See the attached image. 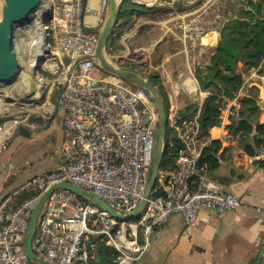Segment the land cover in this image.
Wrapping results in <instances>:
<instances>
[{
	"label": "built area",
	"instance_id": "1",
	"mask_svg": "<svg viewBox=\"0 0 264 264\" xmlns=\"http://www.w3.org/2000/svg\"><path fill=\"white\" fill-rule=\"evenodd\" d=\"M174 1L193 9L179 13L173 8ZM230 1L133 0L148 7L169 6L171 15L177 12L173 15L175 28L188 51L200 46L208 17L223 19ZM50 2L49 17L37 18L36 22L48 29L43 37H49L50 42L42 41L49 56H54L51 69H46L53 75L51 88L46 102L0 115V154L20 126L33 128L30 114L38 112L46 118L61 107L63 138L55 151L58 166L27 180L0 201V264H33L24 249L28 219L50 185L72 184L116 212L129 214L143 196L154 156L158 113L152 97L119 76L101 72L95 58L96 31L107 0ZM134 23L122 32L121 41H132L137 35L139 25ZM33 24L18 33L23 47L28 38L35 36V30L29 27ZM153 45L148 44L143 51ZM52 94L55 104L49 100ZM243 96L246 92L241 86L231 99L222 97L225 106L218 125L227 126L226 116L222 115L225 109L229 118L237 116ZM170 111L168 127L180 143L174 170L160 171L140 216L120 221L72 191L55 189L45 200L32 239V250L40 259L46 264H90L97 257L98 241H103L115 251L114 264H137L152 242L160 239L172 213H180L185 225L193 227L203 210L222 214L240 207L238 195L198 166L204 148L212 140L200 133L199 110L181 121L176 108L171 106ZM227 137L221 134V143ZM12 168L9 165V170ZM263 255L264 234H259L245 264H260Z\"/></svg>",
	"mask_w": 264,
	"mask_h": 264
},
{
	"label": "crops",
	"instance_id": "2",
	"mask_svg": "<svg viewBox=\"0 0 264 264\" xmlns=\"http://www.w3.org/2000/svg\"><path fill=\"white\" fill-rule=\"evenodd\" d=\"M240 1L229 2L223 12V19L218 20L213 15L208 17L201 44L194 51L184 48L175 28L174 16L178 15L177 12L193 9L189 4L172 15L167 13L152 17L149 14H136L130 17L138 24L141 22V26L146 25L149 38L147 43L154 45L151 51L143 54L144 58L159 74L168 101L179 112L192 104L200 106L207 96L208 92L200 90L195 77L196 68H204L209 64L221 40L220 28L237 12L241 6ZM140 49L134 47L133 51ZM155 51L158 60L153 62ZM237 70L244 76L242 89L246 96H254L259 106L256 121L247 139L254 155L244 151L237 134L229 132L227 127L217 125L209 129L210 138L220 139V135L226 133L228 139L221 143L222 150L217 153L218 166L211 170L202 167L210 178L240 197V207L222 214L203 210L193 227L185 225L180 213H172L160 239L152 242L137 264H245L250 258L256 236L264 234V164H261L264 149L255 144V137L260 136L256 124H264V72L250 70L246 73L241 61L237 63ZM249 83H253L256 88ZM222 115L226 116L227 125L230 122L227 109ZM97 260L98 256L90 264ZM260 264H264V255Z\"/></svg>",
	"mask_w": 264,
	"mask_h": 264
},
{
	"label": "trees",
	"instance_id": "3",
	"mask_svg": "<svg viewBox=\"0 0 264 264\" xmlns=\"http://www.w3.org/2000/svg\"><path fill=\"white\" fill-rule=\"evenodd\" d=\"M124 1L122 0L117 23L111 33L114 28H122L124 25V22H120L123 12H126L129 16L133 14L153 15L155 13L164 15L172 10L169 6L148 7L133 1H131L132 4L141 5L143 8L140 10H123L122 5ZM240 2L241 6L237 12L224 22L220 28L221 40L217 43L216 51L212 55L209 64L204 68H196L195 77L198 80L200 90L208 92L207 96L200 106L192 104L179 112V121H181L193 117L199 109L198 122L200 133L204 135H208L209 129L217 126L219 123V115L225 106L222 97L231 99L244 82L243 74L237 70L238 61L243 63L246 73L250 70H256L258 73L264 72V0H241ZM173 8L183 10L184 6L181 1H174ZM119 34L121 35V33ZM121 60V62H118L119 66L131 67L139 71L152 84L159 88L165 103L166 113L168 114L169 101L167 93L162 85L159 74L154 68L149 66L147 61L143 60L142 55L138 54L129 56L126 59L121 58ZM252 84L249 85L256 88ZM258 112L259 106L256 98L251 95L243 96L240 99V108L237 111V116L230 117V122L226 126L229 132L238 135L239 144L250 155H254V151L250 148L247 139L249 138L252 124L256 121ZM256 130L260 136L255 137V144L263 146V150L264 124L257 123ZM179 147V141L173 133L169 136L167 128L160 171L174 170V161ZM220 147V139H212L210 144L204 148L198 166H204L206 170L216 168L219 164L217 153ZM261 164H264V160ZM5 182H7V179ZM154 194H156V189L154 190ZM97 256L98 260L92 261V264H114L115 262V251L103 241H98L97 243Z\"/></svg>",
	"mask_w": 264,
	"mask_h": 264
},
{
	"label": "water",
	"instance_id": "4",
	"mask_svg": "<svg viewBox=\"0 0 264 264\" xmlns=\"http://www.w3.org/2000/svg\"><path fill=\"white\" fill-rule=\"evenodd\" d=\"M122 0H107V7L105 17L102 20L101 28L99 29L96 46L95 58L99 68L111 75L119 76L125 79L128 83L145 89L153 99L158 113V129L155 142L154 156L148 183L141 200L136 208L129 214H120L111 208L107 203L96 197L85 189L78 188L66 182H58L50 185L41 194L35 208L33 209L27 225V231L24 240V249L28 259L33 264H46L40 259L32 250V239L37 226L38 218L41 214L45 200L48 195L55 189H66L76 193L78 196L91 201L92 203L104 208L109 214L119 219L120 221H129L136 219L143 211L147 199L151 196L152 191L156 185L159 173L160 163L164 154V147L166 143V134L168 126V117L166 113L165 103L161 96L159 88L152 84L145 76L134 69L119 67L116 64L110 63L106 59V46L113 26L117 22V17L120 10ZM143 4V3H140ZM151 7V6H149ZM52 10L50 0H0V88L6 87L9 93L16 98V106H22L17 97L24 103H35L40 100V93L42 92V83H35L32 78L33 74L37 72L42 74V70L51 69L54 61V56H49L46 49H41L40 52L32 57L27 58L35 63L33 72H29L26 63H22L16 49V36L17 34L28 26L32 21L37 18H46ZM48 29L45 24L41 23L36 28L35 36L37 39L44 40L49 43V37L46 35ZM26 74V80L22 81L21 85L14 84ZM23 79V78H22ZM29 81V82H28ZM5 90V89H4ZM17 133L22 136H30V130L27 126H20ZM258 161V159H257Z\"/></svg>",
	"mask_w": 264,
	"mask_h": 264
},
{
	"label": "rangeland",
	"instance_id": "5",
	"mask_svg": "<svg viewBox=\"0 0 264 264\" xmlns=\"http://www.w3.org/2000/svg\"><path fill=\"white\" fill-rule=\"evenodd\" d=\"M133 0H125L122 5L123 10H140L143 7L141 5L145 4H132ZM241 3V2H240ZM239 9V8H238ZM106 7L104 9L103 19L105 17ZM136 15V14H133ZM138 15V14H137ZM132 16V15H131ZM126 12H123L120 18V22H124L122 28H114L113 32L110 33V36L107 41L106 46V56L112 61V63L118 65V62H121V58H129V56H134L136 54L142 55L143 60L144 53L143 48L148 45V35L146 33V25L141 26L139 22L137 35L132 39V41L119 42L120 34L123 31L128 30L135 23L132 21ZM152 17L160 16V13H155L151 15ZM136 17V16H135ZM37 21V19H35ZM131 20V21H129ZM103 22V21H102ZM39 23V22H38ZM117 23V22H116ZM41 23H39L40 25ZM102 25V23H101ZM101 25L97 29V36ZM115 26V25H114ZM113 26V27H114ZM113 29V28H112ZM112 31V30H111ZM122 31V32H120ZM19 40V41H18ZM135 40V43L133 42ZM16 52L22 61V63H28L27 55H31V51L26 53L25 56L21 55L19 47L21 40L16 36ZM26 43L28 44L27 40ZM125 43V44H124ZM146 43V44H145ZM45 47V48H44ZM135 48H141L139 51L134 52ZM26 48V47H25ZM46 49V44L41 41V38L37 40V48L34 47L36 52H40V49ZM20 50V51H19ZM152 50V47L149 48ZM157 51V50H156ZM155 51V52H156ZM26 52V51H23ZM152 56V61L155 62L158 60V53L156 52ZM36 56V55H35ZM149 63L148 60H145ZM125 64V63H123ZM35 65V63L33 64ZM119 66V65H118ZM121 67V66H119ZM34 68V67H33ZM130 68L131 67H123ZM31 70H33L31 68ZM101 72L106 73L100 69ZM139 72V71H138ZM48 74L47 82H51L52 74L46 69L42 70V74ZM140 73V72H139ZM107 74V73H106ZM20 78L12 88L16 87L18 84H22L23 80H26V74ZM143 75V74H142ZM28 76V75H27ZM144 76V75H143ZM33 78V77H32ZM29 82V81H28ZM16 85V86H15ZM5 89V90H4ZM4 95V93H6ZM11 93L8 92L6 87L0 88V115L4 113L12 112L13 110H19L21 106H16V98ZM49 100L52 104H55V95L52 94L49 97ZM7 103V104H6ZM46 105V104H44ZM169 107L171 108V102L169 100ZM168 109V114L170 111ZM25 110V109H24ZM26 111V110H25ZM28 113V112H27ZM33 113V112H31ZM29 123L33 128H30V136H22L15 132L11 140L8 141L6 147L1 151L0 154V201L7 195H11L14 189H17L21 184L31 179L34 176L41 175L49 170H54L57 168L58 163L55 157V151L59 149L62 143L63 138V129H62V120L64 117V111L61 107H58L56 111L54 110L52 114H48L47 117H42L38 112L29 115ZM168 128L169 136L172 135L171 129ZM158 129V126H157ZM9 165H13V168L9 170ZM9 175L7 178L6 176ZM12 176V177H11ZM7 179V182L5 180ZM24 194L21 196V198Z\"/></svg>",
	"mask_w": 264,
	"mask_h": 264
},
{
	"label": "bare ground",
	"instance_id": "6",
	"mask_svg": "<svg viewBox=\"0 0 264 264\" xmlns=\"http://www.w3.org/2000/svg\"><path fill=\"white\" fill-rule=\"evenodd\" d=\"M48 17H49V15H48ZM33 23L34 24L32 26H29V27L33 28L35 30L34 32H36V28L38 27L39 23L36 22V20H34ZM27 40H28V44H26L24 47L22 46L23 48L19 47V49L21 50V51L20 50L19 51H20L21 55H24V56H25L26 53H29L31 51V55L28 56L29 55L28 54L27 58L30 57L32 59V57H34L35 55L38 54V52H36L35 49H34V47L37 48V38H36V36H34V37L28 38ZM23 51H26V52H23ZM106 59H107L108 62L112 63V61L107 56H106ZM27 61H28V63L26 65H27L28 68L26 70L27 71L29 70V72L31 71L32 73H34L33 70H31V68L33 69V67H34L33 66V62L31 60H27ZM26 74L28 75V73H26ZM32 77L35 79V83H38V82L40 84L42 83V85H41L42 86V92L40 93V96H41L40 100L35 102V103H24L23 101H21V99L19 97H17L19 103L22 104L21 107H35L36 104H39L41 102H46L48 92L50 91V88H51V84L49 82H47L48 74L45 73L43 75V74L40 73V75H39L37 72H35ZM20 83H22V82H20ZM5 94H7V92L4 93V95Z\"/></svg>",
	"mask_w": 264,
	"mask_h": 264
}]
</instances>
